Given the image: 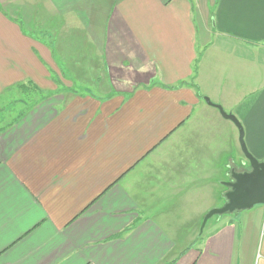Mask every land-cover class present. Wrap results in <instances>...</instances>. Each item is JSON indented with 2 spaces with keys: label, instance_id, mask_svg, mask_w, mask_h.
Returning <instances> with one entry per match:
<instances>
[{
  "label": "crops",
  "instance_id": "0c3cea01",
  "mask_svg": "<svg viewBox=\"0 0 264 264\" xmlns=\"http://www.w3.org/2000/svg\"><path fill=\"white\" fill-rule=\"evenodd\" d=\"M206 97L263 161L264 0H0V264H264V204L183 251L244 160Z\"/></svg>",
  "mask_w": 264,
  "mask_h": 264
},
{
  "label": "water",
  "instance_id": "95a60500",
  "mask_svg": "<svg viewBox=\"0 0 264 264\" xmlns=\"http://www.w3.org/2000/svg\"><path fill=\"white\" fill-rule=\"evenodd\" d=\"M206 101L214 104L207 97ZM214 105L219 108L224 117L234 121L239 128V140L244 154L243 164L240 167L244 168L231 169L230 180L224 183L227 187L224 204L221 207H213L204 215L201 230L204 229L207 221L214 215L232 213L258 204H264V160H259L247 149L244 141V130L237 117L234 114L227 113L221 105Z\"/></svg>",
  "mask_w": 264,
  "mask_h": 264
},
{
  "label": "rangeland",
  "instance_id": "374dc122",
  "mask_svg": "<svg viewBox=\"0 0 264 264\" xmlns=\"http://www.w3.org/2000/svg\"><path fill=\"white\" fill-rule=\"evenodd\" d=\"M89 59V58H88ZM90 60V59H89ZM31 91L30 93L34 94L33 88L29 89ZM33 91V92H32ZM27 92H24V94ZM14 93L12 91H9L7 95L5 96V103L3 106V113L4 115L6 110H13L14 108L21 107L20 105H14V102L11 100L14 99L13 96ZM12 95V96H11ZM238 153H241V151L238 149ZM221 168H224L222 166ZM244 168V167H243ZM240 167V169H243ZM236 169V168H232ZM230 180V176H228L225 172H222V170L218 173V175L213 176V180L211 182H198L197 185L194 184L193 190L186 193L185 197L183 198V220L185 221L183 223V251L189 250L190 248L196 249L197 245L199 244L200 240L204 236L206 229L201 230V225L203 221V217L200 215L201 210H204L206 207L207 202L213 199L216 201L219 205L216 207H221L224 202L221 201L222 199V192L224 189H227V187L224 185V183L228 182ZM217 194L220 195V199H216ZM212 195L211 198L210 196ZM190 201V202H187ZM194 204V208H191V205ZM215 215L214 217H216ZM193 222V224H192ZM206 226V225H205Z\"/></svg>",
  "mask_w": 264,
  "mask_h": 264
},
{
  "label": "trees",
  "instance_id": "16d2710c",
  "mask_svg": "<svg viewBox=\"0 0 264 264\" xmlns=\"http://www.w3.org/2000/svg\"><path fill=\"white\" fill-rule=\"evenodd\" d=\"M171 264H174V263H171Z\"/></svg>",
  "mask_w": 264,
  "mask_h": 264
}]
</instances>
